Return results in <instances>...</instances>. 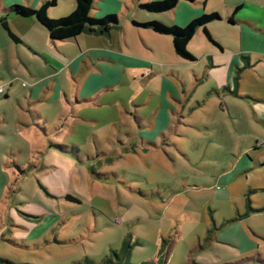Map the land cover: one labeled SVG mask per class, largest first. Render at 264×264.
Returning <instances> with one entry per match:
<instances>
[{"label": "rangeland", "instance_id": "374dc122", "mask_svg": "<svg viewBox=\"0 0 264 264\" xmlns=\"http://www.w3.org/2000/svg\"><path fill=\"white\" fill-rule=\"evenodd\" d=\"M65 1L48 6L47 16L67 14ZM133 13L170 24L168 9L134 6ZM19 23L13 30L39 38ZM209 26L218 36L234 35L226 21ZM110 33L111 39L97 34L104 43L81 32L74 59H63L76 74L97 67L84 83L67 78L64 65L51 89L46 69L35 68L41 76L31 107L41 116L30 117L25 95L33 79L12 65L13 42L0 25V86L7 91L5 99L0 92V257L14 264H108L106 256L120 264H264V209L253 211L264 206V193L249 191L244 175L229 185L218 180L231 162L220 152L229 147L222 140L237 135L234 106L220 102L249 113L250 102L224 89L206 92L229 79L225 66L207 65L197 36L189 47L196 61H189L175 56L169 39L136 30L129 19L124 30L120 17ZM89 47L120 57L90 59ZM259 81L246 77L243 87ZM158 109L179 122L152 132L146 127L147 138L156 139L142 143L132 133L133 115ZM254 128L264 136V126ZM47 140L76 144L82 158L45 150ZM66 192L77 199L65 198Z\"/></svg>", "mask_w": 264, "mask_h": 264}, {"label": "crops", "instance_id": "0c3cea01", "mask_svg": "<svg viewBox=\"0 0 264 264\" xmlns=\"http://www.w3.org/2000/svg\"><path fill=\"white\" fill-rule=\"evenodd\" d=\"M42 1L43 0H26L27 3H32L34 7L38 6ZM141 1L142 0H93L90 13L94 16H101L107 12H114L118 19L116 26L120 22L121 17L124 30L127 19H129L130 24L136 30L141 28L149 29L147 27L138 26L132 23V20H159L158 16H134L133 8L134 6L138 7V3ZM214 1L215 0H178L174 6L168 8V10H171L169 21L170 24L185 25L191 19L204 12H217L220 15L219 18H216L205 24V27L210 32L213 40L207 38L202 27H198L187 43V48L189 49L192 40L195 38V36H197V39L195 40H201V42H203L204 49L201 51V55L206 57L207 65L214 68L221 65L226 67L229 80L216 84L211 88V90L206 91L208 94L212 93V91L220 92L221 89L228 90L232 95L235 94L242 98L248 99L251 105V110L249 113L247 110L242 111L238 109V106L232 105L227 101L220 102L219 106L221 107L223 106L222 103L229 106V108L234 106L231 115L233 117L232 124L236 129L237 135H230L227 140H222V142L229 145V147L226 149V152L223 150L220 152H223V155L226 157L229 155L231 162L226 167V170L220 173L218 180L220 184L229 185L232 181L236 180L237 178H241V176L244 175L246 178L245 183L249 191H261L264 193V145L261 144L256 146L257 141L262 139V141H264V136L259 134L254 128L255 125L264 126V0H216V3H214ZM12 3H14V0H5L4 2H0V16L5 17L8 27L18 37V40L12 39L14 46L12 48V65H17V69L20 71H27L33 79L28 84V91L25 95L27 102L26 107L24 108L25 111L29 113L30 117L41 116L36 109L31 107L35 100H37L35 97L37 93V87L39 85L37 81L41 76L39 71L37 70V72L35 70L37 66L40 68L44 67L46 69L42 75L50 76L51 89H54L55 86V81L58 74L57 70L64 67V65L68 68L65 76L67 78H71V81L75 84H81V82L84 83L88 77V74L96 70L97 67H94L95 65H91L92 68H88L84 70V72H79L76 74L75 67L73 66L72 62H63V59L67 55H69L70 60L74 59L73 57L76 54L75 47H80L78 39L81 32L78 33L74 38L52 40L49 38L46 30L34 19V17L18 16L11 11H6V7ZM64 5V9H68L70 11L74 7V0H66ZM49 12H51V10H49ZM149 12L156 13L158 11ZM229 16L232 17V21L229 20ZM217 21H226L227 26L234 31V35L224 34V36H218L214 29L209 26L210 24ZM17 22L18 24H21L19 22H24L26 25L28 24L30 30L36 36L38 35L39 38L30 40L22 33L13 30L12 26ZM167 24H169V22ZM110 30L107 33H88H92L97 36L93 38L103 41L104 37L97 34H104L107 38L111 39L112 35ZM155 33L166 38L167 40L169 39L172 43L171 36L157 32ZM122 38L124 43L127 44V37L123 35ZM206 40H209L211 44H207ZM103 42L105 43V40ZM142 42L144 45L146 43V46L153 53L156 51L155 47L152 44L146 42V40L142 39ZM38 43H40V45H38ZM52 47H55L56 51H54ZM189 51L193 54H196L190 49ZM173 52L176 57L181 58L175 53L174 48ZM87 55L90 59H107L109 61H113L117 57H120L117 55L116 51L108 49L106 52V50H96L95 48L92 49L90 47ZM17 58L20 61V65H18ZM194 60L196 61V58L189 61ZM53 63H57L58 66H55V68ZM148 67L150 68V64H148ZM63 70L64 68H62L60 71ZM192 71L194 72V75H198L199 73L196 69H192ZM150 72L151 71L148 70V73ZM180 76L182 77V75ZM2 77H4V74L0 73V78ZM246 77L253 78L254 80H260L259 86L252 89L243 87ZM5 88L6 87H2L3 99L7 97V91ZM173 91L175 92V90H172V92ZM159 111L160 109H158V112H153L152 114H148L146 116L143 114L133 115V120L136 122L137 128L132 133H136L138 135V139L142 141V143L146 142L147 144H150V141H154L155 134L152 135L153 138H147L146 136L147 134L151 135L153 129L155 130V128H161L164 125L170 129L174 124H176V122H179L177 117H170L165 113H163V115H159ZM161 120L164 123H162V126H159V122ZM35 124L38 125L37 122ZM220 124L223 125L224 123ZM146 127H150L151 132H149ZM163 129L164 128H162V130L156 131L159 136L164 135ZM48 142L52 141L47 140L45 150L51 152L56 151L54 149L48 148ZM56 153L60 152L56 151ZM15 167H18V165L16 164ZM256 169H258V171H256ZM226 171H230V174L226 175ZM249 172H251V175ZM242 186L239 187V191L243 190ZM223 193L226 192L223 190ZM251 198L255 203L254 198H256V196L253 194L251 195ZM261 209H264V206H261L259 209L256 208L253 211Z\"/></svg>", "mask_w": 264, "mask_h": 264}, {"label": "trees", "instance_id": "16d2710c", "mask_svg": "<svg viewBox=\"0 0 264 264\" xmlns=\"http://www.w3.org/2000/svg\"><path fill=\"white\" fill-rule=\"evenodd\" d=\"M56 0H43L38 6H28L21 3H12L6 7V11H11L18 16H32L34 19L46 30L50 39H69L74 38L78 33L97 32L107 33L112 27L116 26L118 19L114 12L105 13L101 16H94L90 13L93 0H74V7L65 15L57 17H48L46 8L55 3ZM178 0H148L139 2L138 7L146 11H161L171 8ZM220 15L217 12L202 13L191 19L185 25L165 24L159 20L135 21L132 23L138 26L147 27L154 32L166 34L171 36L172 44L175 53L188 60H193L195 57L187 48V43L195 33L198 27L203 28V32L210 40H213L210 32L205 27V24ZM232 21V17L229 16ZM0 25L6 30L7 35L13 39L18 40V37L10 30L4 16H0ZM34 114V113H32ZM48 148L54 149L58 152L72 155L74 159H81L79 156L80 149L76 144H63L58 142H48ZM65 198L76 200L77 198L69 193L64 194ZM116 257L118 256L115 253ZM0 262L5 264H14L8 259L0 257ZM88 264H93L91 260L87 259ZM102 262L108 264H120L115 260H111L108 256L104 257ZM20 264H30L28 262H21ZM129 264V263H121ZM142 264V263H141Z\"/></svg>", "mask_w": 264, "mask_h": 264}, {"label": "built area", "instance_id": "2783aa9c", "mask_svg": "<svg viewBox=\"0 0 264 264\" xmlns=\"http://www.w3.org/2000/svg\"><path fill=\"white\" fill-rule=\"evenodd\" d=\"M23 84V82H22ZM2 91V87L0 86V92ZM261 144L264 145V141H261Z\"/></svg>", "mask_w": 264, "mask_h": 264}]
</instances>
